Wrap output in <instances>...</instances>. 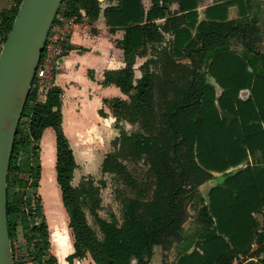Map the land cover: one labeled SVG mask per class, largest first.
I'll list each match as a JSON object with an SVG mask.
<instances>
[{"label": "trees", "instance_id": "obj_1", "mask_svg": "<svg viewBox=\"0 0 264 264\" xmlns=\"http://www.w3.org/2000/svg\"><path fill=\"white\" fill-rule=\"evenodd\" d=\"M1 1L0 46L22 0H10L7 8H1ZM106 1L103 12L110 30H123L117 46L123 49L125 66L105 71L103 84H115L127 98L104 103L117 122L126 120L137 129L120 132L101 170L134 196L122 199L121 222L115 215L107 220L97 214L99 187L92 179L72 184L77 163L62 124L63 89L52 84L39 95L33 83L7 175L13 251L20 218L25 229V250L18 256L13 252L16 264H60L50 252L37 191L40 139L49 127L55 133L56 181L73 237L69 264L88 256L95 264H146L155 245L163 251L175 247V264H232L246 257L264 264V51L259 49L257 19L247 12L249 0L209 5L203 18L199 0H150L147 9L142 0ZM173 3L176 10L170 8ZM235 4L240 16L229 18V7ZM101 11L100 0H63L54 20L62 15L92 24ZM165 33L173 36L163 45ZM235 42L242 45L240 51L233 49ZM65 47L67 53L73 45L68 41ZM147 55L137 78L136 59ZM209 77L221 88L219 95ZM245 89L249 95L242 97ZM99 113L104 116L102 109ZM140 161L146 165L144 178L130 168ZM213 172L225 173V178L209 189L206 200L199 186ZM196 197L197 217L189 232L187 206ZM86 207L95 215L101 236L89 224ZM161 264L173 263L164 254Z\"/></svg>", "mask_w": 264, "mask_h": 264}, {"label": "crops", "instance_id": "obj_2", "mask_svg": "<svg viewBox=\"0 0 264 264\" xmlns=\"http://www.w3.org/2000/svg\"><path fill=\"white\" fill-rule=\"evenodd\" d=\"M3 1L4 0L1 1V8H7V6H10L11 3H9L7 6L3 5ZM142 1L145 9L149 8L151 4L150 0H148V4H145L144 0ZM205 1L206 2H204V0H199V6L197 10L199 12L200 18H203L204 10L207 6L213 5L215 3H220L225 0ZM106 2L108 1L101 0L102 11L100 13L99 18L94 23L90 24L83 20L71 29L69 43L73 45V48L69 50L65 55H63L56 63L53 84L58 85L63 89V102L61 107L63 113L62 124L65 134L69 138L70 142L71 138L69 130H73L74 128L75 132H79L80 130L82 131L84 129H90L96 133H100L102 129H106L104 122L101 121L103 127L100 126L99 122V120L106 117L107 115H111V109L107 106L106 103H104L105 99L109 100L115 97L127 98V96L115 84H103L105 71L121 69L125 66L123 49L117 46V41L123 36V30H110V26L107 24L103 12V9L108 4ZM173 4H171L170 8L172 10H176L178 8V4ZM172 6L177 7L174 8ZM239 12L240 8L237 4L230 6L229 18H238V16H240ZM247 12L250 17H254L257 19V24L259 26L258 33L261 39V37H264V0H249V9ZM161 21L162 20H159V22ZM172 36L173 35L171 33H165L164 41L162 42V44L166 45V43H168L172 39ZM262 42L264 43V40H262ZM234 44H236L233 46L234 50L238 51L237 49H235V46H239L238 48L240 50L242 49L241 44L238 45L237 42H235ZM148 57V55L143 56L142 59H140L139 57V61L137 57L134 65L135 69L138 66L137 63H139L140 66L141 63H143ZM135 76L138 78L141 76V74L137 76L135 70ZM208 80L215 86L216 94L219 95L221 92V88L219 87V85L216 84L215 80L211 77H209ZM248 95V89H245L241 92L242 97H247ZM101 109L104 111V116L100 115L99 113ZM69 123L72 124L71 129L68 128ZM52 130L53 129H51L50 127L46 128L40 139L39 156L41 162V172L40 178L39 180H37V183L38 190L43 196V210L48 225L50 252L57 258L58 263L66 264L68 263L66 257L73 252V237L71 235L70 229L68 228L69 235L71 237V245L66 250H64L62 255L58 254L57 247H62V245L54 244L52 236L53 230L49 218L50 215L46 209V203L44 198V194L46 192H49V186L47 184L46 186H44V182L46 180L45 176L47 175V172H51L55 187L59 190L56 181L55 170V133L53 132L54 130ZM48 134H50L51 136L49 146L47 147L45 146V144L47 143L45 140L47 139ZM235 170L236 168H233L231 171L234 172ZM215 175L217 174L213 172V176ZM212 178L207 181L212 180ZM213 186L215 185H211V187ZM60 202V208L62 211H64L65 208L62 204V200H60ZM61 230L62 229L58 230L59 234L62 233ZM157 246L159 247L158 249ZM164 254L170 262H172L173 264L176 263L178 253L175 247H171L169 250L163 251L160 245H155L153 248L154 257L152 255L150 260L146 264H161ZM256 260L257 258L255 259V257L240 258L234 260L232 264H244L247 262H249V264H254ZM31 263L32 262H30V264ZM132 264L139 263L133 260Z\"/></svg>", "mask_w": 264, "mask_h": 264}, {"label": "water", "instance_id": "obj_3", "mask_svg": "<svg viewBox=\"0 0 264 264\" xmlns=\"http://www.w3.org/2000/svg\"><path fill=\"white\" fill-rule=\"evenodd\" d=\"M62 1L22 0L0 47V264H16L7 217L9 162L36 67Z\"/></svg>", "mask_w": 264, "mask_h": 264}, {"label": "rangeland", "instance_id": "obj_4", "mask_svg": "<svg viewBox=\"0 0 264 264\" xmlns=\"http://www.w3.org/2000/svg\"><path fill=\"white\" fill-rule=\"evenodd\" d=\"M204 2L206 1L204 0ZM9 3L12 4L10 0H7V1L4 0L2 4L7 6ZM144 3L148 4V0H144ZM173 5H176V4H173ZM172 7L176 8L177 6L176 7L172 6ZM262 40H264V37H261V43H259L260 45L259 49L264 51V43L262 42ZM238 47L235 46V49L239 51L240 49ZM140 59H142V57H140ZM138 61H139V57H138ZM137 65L138 66L136 67L135 70H136V75L139 76L141 74V71L139 69V63H137ZM107 106L109 107L108 104ZM25 121H26L25 118L22 119L23 125L25 124ZM101 121L104 122L106 129H102L100 133L98 132L96 133L90 129L88 130L84 129L82 131L80 130L79 132H75L74 131L75 128L73 130H69L70 131L69 134L71 138L70 143H71V147L73 148V152H74L76 163H77V166L73 174L72 184L74 186H77L79 185L80 181L84 179L85 180L92 179L94 184L99 187V198H100L99 206L95 209L97 214L100 217L107 219V220H110L112 216L115 215L118 221L121 222L122 221V199L126 196H134V194L124 183H121L120 181H118L114 175L109 174V173H103L101 170V164L106 154L113 150V141L120 134V132L122 130L131 132L137 129V125L132 124L123 119L117 122L112 112H111V115H107L106 117L99 120L100 126H102ZM71 125H72L71 123L68 124L69 129H71ZM50 136L51 135L48 134L47 139L45 140L47 142L45 146L47 147L49 146V143H50ZM130 168L133 170V172L137 176H139V178L145 177L146 165L142 161L134 163V164L133 163L130 164ZM232 169L233 168H231L229 171H231ZM214 173H216L217 175L213 176L212 180L207 181L199 186V192L202 196L205 197V199H206L209 189L211 188V185H216L225 178V173H219V174L218 172H214ZM20 175H24V171H21ZM46 182L47 181L45 180L44 186H46L47 184ZM37 191L40 194L38 189ZM58 191L60 192V190ZM27 192H31V188L28 189ZM40 196H41L42 205H43V196L41 194ZM59 197H61V193L58 194L57 204L55 203V205H52V204L49 205L48 203L51 202V197L48 196V194L47 195L44 194L47 211H48V206L50 207L49 208L50 212L48 211V213L51 214L52 216H54L55 214L57 216V219L59 220V224H56V223L53 224L52 221H50L52 230H53L52 236L53 234H55L56 236L55 238L58 237L59 229H62L61 231L64 230V228H62V225H60V221L62 222V224H64L63 226H65L66 231L69 233V230H68L69 227L67 225L68 224V218H67L68 214L65 209L64 211L61 210L60 208L61 198ZM52 201H54V199ZM32 202L35 205V200H33ZM196 204H198L197 197L191 200L187 206L188 207V218L185 222V228H187V231L189 232L194 228V223L196 221V217H197V208H195ZM85 213H86L89 224L92 226L95 232L99 236H101V232L96 222L95 215L92 213L89 207L85 208ZM56 216H54L55 219H56ZM257 217L259 218V216ZM54 222H58V221L55 220ZM54 225H56V228H53ZM24 230H25L24 224L20 218L17 221V236L14 238V247L17 248L16 250L17 253H21L22 252L21 250H25V244L22 238V234ZM70 245H71V237H70ZM158 248L159 247L157 246V249ZM74 263L75 264H94V262H92L89 256L82 260H75ZM25 264H30V262H26ZM66 264H69V263H66ZM244 264H249V262L244 263Z\"/></svg>", "mask_w": 264, "mask_h": 264}, {"label": "built area", "instance_id": "obj_5", "mask_svg": "<svg viewBox=\"0 0 264 264\" xmlns=\"http://www.w3.org/2000/svg\"><path fill=\"white\" fill-rule=\"evenodd\" d=\"M106 3L109 5V2ZM75 19L76 17L67 18L58 15L56 21L53 20L50 26L32 82L39 95H43L46 89L53 84L56 63L67 51L65 45L69 41L71 29L83 21L77 22ZM16 250L15 247V253L18 256L20 253Z\"/></svg>", "mask_w": 264, "mask_h": 264}, {"label": "bare ground", "instance_id": "obj_6", "mask_svg": "<svg viewBox=\"0 0 264 264\" xmlns=\"http://www.w3.org/2000/svg\"><path fill=\"white\" fill-rule=\"evenodd\" d=\"M49 161H50V159H49ZM47 174H48V175H46L47 177L46 176L45 177H46V181H47L46 183L49 186V189H48L49 192H46L45 194L46 195L48 194V196L51 197V202H49L48 204L49 205L50 204L55 205V203L57 204V197H58L59 191L55 187L51 172L49 171V172H47ZM53 199H54V201H52ZM48 204H47V206H48ZM49 208L50 207L48 206V211L50 212ZM49 215H50L49 218L51 219L50 221H52L53 224H55V223L59 224V220L57 219L56 215H54V216H56V219L51 214H49ZM55 220L58 222H54ZM60 225H62V228H64V230L62 231L61 234H58L57 238H55L56 236H55V234H53V241H54L55 245H62V247H57V253L62 255L64 250L70 246V235L66 231L65 226H63L64 224H62L61 221H60ZM53 228H56V225H54Z\"/></svg>", "mask_w": 264, "mask_h": 264}]
</instances>
